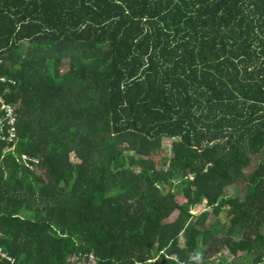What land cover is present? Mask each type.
Here are the masks:
<instances>
[{
  "label": "trees",
  "instance_id": "trees-1",
  "mask_svg": "<svg viewBox=\"0 0 264 264\" xmlns=\"http://www.w3.org/2000/svg\"><path fill=\"white\" fill-rule=\"evenodd\" d=\"M0 56L15 264L264 263V0H0Z\"/></svg>",
  "mask_w": 264,
  "mask_h": 264
},
{
  "label": "built area",
  "instance_id": "built-area-1",
  "mask_svg": "<svg viewBox=\"0 0 264 264\" xmlns=\"http://www.w3.org/2000/svg\"><path fill=\"white\" fill-rule=\"evenodd\" d=\"M2 64V58L0 56V65ZM14 84L13 80L6 77H0V84ZM14 108L6 103L0 95V143L10 144L16 139L15 131V115ZM15 264L14 258L6 254L3 248L0 246V264ZM183 264V263H178Z\"/></svg>",
  "mask_w": 264,
  "mask_h": 264
},
{
  "label": "rangeland",
  "instance_id": "rangeland-1",
  "mask_svg": "<svg viewBox=\"0 0 264 264\" xmlns=\"http://www.w3.org/2000/svg\"><path fill=\"white\" fill-rule=\"evenodd\" d=\"M27 49V44H26V42L25 43H22V45H21V51L23 52V51H25ZM171 142H172V140H170V139H163L162 140V146H163V148L165 149V150H169L170 149V147H171ZM71 160L73 161V162H75V159L73 158V155H71ZM234 187L232 188V193L234 194L235 192H237V190L239 189L240 191L243 189L242 188V186H243V183H239L238 185H233ZM202 206H205L204 204L202 205ZM175 217H176V212H174L171 216H170V218H169V220L170 221H172V220H174L175 219ZM221 218V220H222V222H224L225 221V214L223 213L221 216H220ZM214 220V215L213 216H211V219L209 220V223H211L212 221ZM230 254V253H229ZM230 256H231V254H230ZM70 264H84V263H81V262H78V259H76L75 257H72V259H70Z\"/></svg>",
  "mask_w": 264,
  "mask_h": 264
},
{
  "label": "crops",
  "instance_id": "crops-1",
  "mask_svg": "<svg viewBox=\"0 0 264 264\" xmlns=\"http://www.w3.org/2000/svg\"><path fill=\"white\" fill-rule=\"evenodd\" d=\"M204 207V206H202ZM192 213H196V212H192ZM176 215H177V212H176ZM213 216V215H212ZM215 216H214V220H215ZM233 260V257L230 256L229 252L227 249H225V251H222L221 254H213L212 256H210L209 258V261L206 262L205 264H230L231 261ZM178 263H183V262H175V264H178ZM234 263V262H232ZM248 264H251V262H246ZM7 264V263H5ZM183 264H186V263H183ZM264 264V263H262Z\"/></svg>",
  "mask_w": 264,
  "mask_h": 264
}]
</instances>
